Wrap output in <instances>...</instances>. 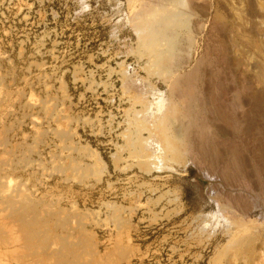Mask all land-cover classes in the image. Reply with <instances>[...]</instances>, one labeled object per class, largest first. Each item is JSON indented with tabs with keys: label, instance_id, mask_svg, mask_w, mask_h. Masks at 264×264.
<instances>
[{
	"label": "rangeland",
	"instance_id": "374dc122",
	"mask_svg": "<svg viewBox=\"0 0 264 264\" xmlns=\"http://www.w3.org/2000/svg\"><path fill=\"white\" fill-rule=\"evenodd\" d=\"M144 1L150 0H0V264H250L258 256L264 100L252 93L264 96V0H257L263 11L256 0H151L154 11L137 20ZM165 17H173L176 33L157 60L138 24ZM42 42V56L35 55ZM174 55L178 63L168 66ZM222 57L236 70H225ZM34 62L46 75L56 71L60 83L51 81L45 91ZM192 71L200 120L215 123L209 126L218 147L239 152L243 174L232 179L219 169L231 159L227 153L224 160L209 155L185 166L188 143L176 134L186 123L179 117L185 104L173 87ZM237 89L241 101L233 100ZM37 96L45 98L42 116L53 113L49 97L58 103L63 97L66 107L56 118L61 125L78 122L75 134L66 124L53 128L73 142L76 182L52 174L66 160L50 162L57 146L45 153L50 143L43 131L41 139L26 124L27 101ZM212 97L223 114L250 110L243 126L235 130L213 116ZM141 142L149 159L134 153L130 160ZM37 157L40 169L23 170Z\"/></svg>",
	"mask_w": 264,
	"mask_h": 264
},
{
	"label": "bare ground",
	"instance_id": "6f19581e",
	"mask_svg": "<svg viewBox=\"0 0 264 264\" xmlns=\"http://www.w3.org/2000/svg\"><path fill=\"white\" fill-rule=\"evenodd\" d=\"M151 1V0H150ZM150 1H144L143 3H142V6H141V8L138 10V11H136V12H138L137 13V15L139 16V19H137V20H140V16H144V15H147L148 14V12H149V10L151 9V10H153L155 7H153V4H151L150 3ZM163 2L164 0H157V2ZM174 1V0H173ZM178 1V0H177ZM259 1V0H258ZM175 2V1H174ZM253 2V1H252ZM260 2H262V1H260ZM260 2H258L257 3V0H256V5L258 6V4L259 5H261V4H263V3H261L260 4ZM172 3V2H171ZM170 3V4H171ZM176 3V2H175ZM251 3V2H250ZM178 4H182V3H178ZM254 4V5H255ZM158 5V4H157ZM172 5V4H171ZM264 5V4H263ZM139 6V7H140ZM169 6V5H168ZM173 6V5H172ZM252 6V5H251ZM257 6H256V9H257ZM152 7H153V9H152ZM176 7V6H175ZM183 7V6H182ZM181 7V8H182ZM254 7V6H253ZM259 7V6H258ZM262 5H261V9H262ZM177 8H179L178 6H177ZM251 8V7H250ZM264 9V8H263ZM263 9L261 10V11H263ZM166 10H168V9H166ZM178 10H180V8L178 9ZM254 10V9H253ZM258 10H260V9H258ZM154 11V10H153ZM162 11H165V9L164 10H162ZM188 11V10H187ZM261 11H260V13H261ZM135 12V11H134ZM157 12V11H156ZM171 12V11H170ZM169 12V13H170ZM184 12H186V11H184ZM254 12V11H253ZM133 13V12H132ZM152 13V12H151ZM169 13L167 14V15H169ZM172 13L173 14H175L174 12H173V10H172ZM177 13V12H176ZM188 13V12H187ZM250 13V12H249ZM263 13V12H262ZM173 14H170V15H172L173 16ZM175 15H178V14H175ZM25 16V15H24ZM161 16V15H160ZM261 16V15H260ZM135 17H137V16H135ZM167 17V16H166ZM165 17V18H166ZM145 18H146V16H145ZM164 18V19H165ZM173 18V17H172ZM172 18H166L165 20L162 18V20H163V22L161 21L159 24H156V23H154V22H150V21H147L146 22V20L144 19V18H142V19H144V20H142L138 25V27H139V30L141 31L142 29V31H143V34L141 35L142 36V41H143V43H144V45H145V47H147L149 50H151L154 54H155V57L157 58V60L159 59V58H161L162 56H163V59L165 58L164 57V54H163V52H165V51H161V47H163V44H165V43H167L168 45H170V42H173V37H175L174 35H175V33H176V25L175 24H173V20H172ZM177 18V17H176ZM136 20V19H135ZM222 20V19H221ZM262 20V19H261ZM258 21H260V20H258ZM133 22V21H132ZM262 22V21H261ZM261 22H259V23H261ZM2 23V22H1ZM136 23H138V21L136 22ZM218 23V22H217ZM262 24V23H261ZM135 25V24H134ZM157 25V26H156ZM220 25V24H219ZM263 25V24H262ZM11 26V25H10ZM140 26L142 27L141 29H140ZM134 27V26H133ZM218 27V26H217ZM221 27H222V25H221ZM224 27V26H223ZM261 27V26H260ZM224 30V29H223ZM139 31V32H140ZM141 31V32H142ZM24 35V34H23ZM48 38V37H47ZM142 41H141V44H142ZM21 43V42H20ZM24 43V42H23ZM37 44V43H36ZM44 44V42H42L41 44H39L38 45V47H36V49H35V55H40L41 54V48H42V45ZM44 46V45H43ZM185 46V45H184ZM19 48V47H18ZM170 48V47H169ZM175 48V47H174ZM258 48V47H257ZM261 48V47H260ZM54 49V48H53ZM165 50V49H164ZM171 50V49H170ZM167 51V50H166ZM168 52V51H167ZM6 54V53H5ZM43 54V53H42ZM42 54H41V56H42ZM169 54H171V53H169ZM175 54V53H174ZM224 54V53H223ZM148 55H149V53H148ZM147 55V56H148ZM176 55V54H175ZM169 56L170 58H168V61H167V63H168V66L170 65V63H172V62H177L178 63V60H179V57H177V56ZM225 55V54H224ZM44 56H45V54H44ZM52 57V56H51ZM54 57V56H53ZM142 58V57H141ZM36 59V58H35ZM52 59V58H51ZM54 59V58H53ZM52 59V60H53ZM162 59V60H163ZM167 60V59H166ZM245 60V59H244ZM36 61V60H35ZM42 61V60H41ZM44 61V60H43ZM37 62V61H36ZM36 62H34L35 64H33V63H30L31 65V67H32V71L34 72V73H36V74H38V75H41V77L42 78H44L43 79V88H44V90L46 91V90H49L50 88H51V85H50V82L52 81H58L59 82V78L56 76V71H53L52 73L50 72V74L49 75H46V74H44V72H43V67H41V66H39V65H37L36 64ZM165 62V61H164ZM175 62V63H176ZM208 62V64H212V61H210V60H208L207 61ZM154 63H157V61L156 62H154ZM203 63H204V61H203ZM237 64V63H236ZM235 64V65H236ZM48 65V64H47ZM47 65H45V66H47ZM148 65H149V63H148ZM152 65V64H151ZM232 64H231V62H229V59L228 58H224V57H222V66L224 67V69L225 70H230V69H233L234 68V71L236 70V67H238V66H231ZM206 66H208V65H206ZM29 67V66H28ZM30 67V68H31ZM152 67V66H151ZM159 67V66H158ZM153 68V67H152ZM201 68V67H200ZM206 68V67H205ZM151 69V68H150ZM154 69V68H153ZM161 69V68H160ZM195 69V68H194ZM30 70V69H29ZM51 70H53V69H51ZM154 70H156V69H154ZM201 70H202V68H201ZM28 72V71H27ZM58 72V71H57ZM202 72V71H201ZM158 73V72H157ZM216 73V72H215ZM159 74V73H158ZM201 74V73H200ZM63 75V74H62ZM196 75H197V71H192V72H190V73H188L183 79H179V80H177V83L178 84H176L174 87H173V93H175V95L177 94H179V96H182L181 98L183 99V102H184V104H185V107L182 109V111H181V114H179V117L180 118H183V120H185L186 119V123H184V127L181 125V124H179V125H181L182 127H183V129H182V131L179 133L177 130V132H176V134H177V136L178 137H183V140L186 142V144L188 143V160L189 161H187L186 162V164H185V166H187L189 163H190V160L192 161V163H193V161L194 160H196V159H198V160H203V162H205L206 161V157L207 156H209V155H214L215 157H218V158H220V159H222V160H224V157H225V154L227 153V155H226V157L225 158H227V157H229V158H231L230 160H228L227 162H223L222 163V166L219 168L220 169V172H221V174L222 175H224V176H226V177H228V178H231V177H234V176H236V175H240V173L241 174H243V167H242V165H241V161H240V158H238V153L239 152H237V150L235 149V147L233 148H230V150H228V151H226L225 152V150L224 149H227V147L226 148H224L223 149V147H218L217 145H216V143L212 140L213 138L215 139V132L214 133H212L211 131H210V129H211V125H214L213 123L211 124V123H205V122H203V120H204V118H203V120H200V117L201 116H199V115H201L200 113L203 111L202 109H196L195 110V108L196 107H198V103L200 102V100H199V97H198V94H197V91H196V86H195V84H194V81H195V79H196ZM204 75V74H203ZM44 76V77H43ZM35 77H36V75H35ZM62 77V76H61ZM100 77V76H99ZM63 78V77H62ZM62 78H61V80H62ZM88 78V77H87ZM40 79V78H39ZM198 79H199V77H198ZM204 79V78H203ZM36 80V79H35ZM83 80H86V81H83ZM82 81L84 82V83H88V82H90L89 80L90 79H86V78H84ZM93 80V79H92ZM77 81V80H76ZM79 81V80H78ZM40 83V81H37V83ZM209 82V81H208ZM42 83V82H41ZM40 83V84H41ZM60 83V82H59ZM82 83V82H81ZM93 83H94V81H93ZM93 83H92V85H91V83H90V85L88 84V86H90L89 87V91L90 92H93ZM219 83V82H218ZM3 84V83H2ZM40 84H38V85H40ZM104 85H106V84H104ZM103 85V86H104ZM61 86V85H60ZM231 86V85H230ZM247 86V85H246ZM209 87V86H208ZM235 88H236V86H235ZM248 88H249V86H248ZM212 90L214 89V88H211ZM226 89V88H225ZM53 90V89H52ZM218 90H219V88H218ZM221 90V89H220ZM236 90V89H235ZM238 90V89H237ZM247 89H245V91H246ZM88 91V92H89ZM262 91V90H261ZM62 92V91H61ZM202 92H204V91H202ZM208 92V91H207ZM221 92V91H220ZM237 93H236V95L234 96V98L236 97V99H233V100H237L238 99V101H241V96H240V91L238 90V91H236ZM247 92V91H246ZM63 93V92H62ZM62 93L60 94V95H62ZM219 93V92H218ZM242 93V92H241ZM262 93V92H261ZM211 94V93H210ZM213 95V94H212ZM211 95V96H212ZM65 96V95H64ZM217 96V95H216ZM38 97V96H37ZM210 97V96H209ZM50 98V100H48V105L50 104L51 106H53V110H52V108H50V111L51 112H53L51 115H49L48 117H46V116H42V114H41V109H42V103H43V101L45 100V98H44V100L41 102L39 99V97L38 98H35V97H31V98H29V101H27L28 102V105H29V108H30V114L28 115V117L25 119V121L27 120L28 122L26 123V124H28L27 126H31V127H33L35 130H37L38 132L39 131H41V139L43 138V136H42V131H43V133H44V137H45V139H47V141H49V145L47 144L46 146H44L43 147V145L41 146V148L43 147V151L45 152V151H49L50 150V148H52V146H57V150H56V152L54 153V154H51V156H50V158H49V161L51 162H54V163H56V164H59V163H62V162H64L65 160H66V162H64V164H59V165H61L60 166V171H58V170H55L56 172H52V174L53 175H55V173H56V175H58V176H60V177H62V178H64V179H66V180H68V179H70V180H74V179H76V172L74 173V172H71V169H72V167L70 166V164H69V161H70V159L72 158V154L73 153H75L74 151H76L74 148H73V144H71L70 142H72V141H70V139L69 138H66V135L64 136L63 134L61 135V133L62 132H65V131H63V130H61V132L60 133H53V128L56 126V125H58L59 127H60V125H61V122L59 121V119L58 118H61V117H59V116H61L60 114H62L64 111H63V109H64V106H65V104L64 103H61V102H63V97H62V100H61V102L59 101V103H58V100H59V98H58V100H57V98L55 99V98H51V97H49ZM84 98V97H83ZM206 98V97H205ZM213 98V97H212ZM220 98V97H219ZM252 98L253 99H255L256 101H262V98H263V100H264V96H263V94H260V92H253L252 93ZM43 99V98H42ZM41 99V100H42ZM48 99V98H47ZM201 99H202V96H201ZM207 99V98H206ZM64 100H66V99H64ZM209 100V99H208ZM205 102V101H204ZM208 102V101H207ZM235 102H237V101H235ZM44 103H46L45 101H44ZM57 103H58V105H57ZM206 103V102H205ZM240 103V102H239ZM243 103V102H242ZM45 105V104H44ZM47 105V104H46ZM204 105V104H203ZM233 105V104H232ZM196 106V107H195ZM200 106V105H199ZM212 109H211V111L213 110V116L215 115L216 116V118H218L222 123H225V124H227V125H230L232 128H234L235 130H236V128H239V127H242L243 125H242V123H243V118H245V117H243V116H245V115H247V112L248 111H250V110H248V111H245V112H241L240 114L242 115H240V114H237V116L235 115L236 113H234V115L232 114V115H228V114H223L224 112L222 111L223 110V108H221L220 106H219V102L217 101V99H214L213 98V100H212ZM239 106V105H238ZM243 106V105H242ZM66 107V106H65ZM207 107H209V105L207 106ZM202 108H203V106H202ZM204 109H205V107H204ZM202 110V111H201ZM247 110V109H246ZM50 111H49V114H50ZM198 111L200 112V113H198ZM225 111V110H224ZM223 112V113H222ZM226 112V111H225ZM57 115H58V118H56L57 117ZM138 117V116H137ZM25 118V117H24ZM23 118V119H24ZM180 118H178V119H180ZM178 119H176V120H178ZM217 119V120H218ZM63 119H61V121H62ZM100 120V119H99ZM98 120V121H99ZM208 120V119H207ZM21 121L23 122V120L21 119ZM20 121V122H21ZM182 121V120H181ZM19 122V121H18ZM62 122H64V121H62ZM65 122H66V120H65ZM76 123H73V124H71L70 123V121H68V125L66 124V123H64V124H66L67 126H65L66 127V131L68 130L69 131V133H76L75 131V129H74V125L75 124H78V122L77 121H75ZM180 121H178V123H179ZM184 122V121H183ZM138 123H140V122H138ZM21 124H23V123H21ZM63 124V123H62ZM63 124V125H64ZM170 124H172V123H170ZM220 124V123H219ZM218 124V125H219ZM63 125H61V126H63ZM130 125V124H129ZM136 125V124H135ZM178 125V126H179ZM210 125V126H209ZM141 126V125H140ZM139 125H138V127H140ZM180 126V127H181ZM216 126V125H215ZM229 126V127H230ZM76 127V126H75ZM214 127V126H213ZM77 128H78V126H77ZM144 128V127H143ZM141 128H138V129H136V135H139L140 133V135H142V132H143V130L141 129ZM214 129V128H213ZM150 130V129H149ZM214 130H216V129H214ZM213 130V131H214ZM59 131V130H58ZM74 131V132H73ZM217 131V133H219V132H222V131H220L219 130V127H218V130H216ZM231 131V130H230ZM149 132V131H148ZM236 132V131H235ZM237 133V132H236ZM72 135V134H71ZM219 135V134H218ZM152 136H153V134H152ZM154 137V136H153ZM177 137V138H178ZM140 138V137H139ZM155 138V137H154ZM154 138H152V139H154ZM175 138V137H174ZM179 138V139H180ZM32 139H35V138H32ZM40 139V138H39ZM39 139H38V141H36L35 143L36 144H38L39 143ZM40 139V140H41ZM158 139V138H157ZM216 139H217V137H216ZM37 140V139H36ZM182 140V141H183ZM45 141V140H44ZM68 141H70V142H68ZM139 141V140H138ZM153 141V140H152ZM155 141H156V138H155ZM178 141V140H177ZM225 141H227V139L225 138ZM38 142V143H37ZM73 143V142H72ZM138 143H140V142H138ZM142 143V142H141ZM215 143V144H214ZM231 143H233V142H231ZM231 143H229V144H231ZM154 143L152 142V145H153ZM156 144V143H155ZM154 144V145H155ZM159 144V143H158ZM158 144L156 145V146H158ZM228 144V145H229ZM34 145V144H33ZM134 145V144H133ZM151 145V146H152ZM172 145V144H171ZM227 145V144H226ZM226 145H224V146H226ZM36 146V145H35ZM59 146V147H58ZM148 146H150V144L148 145ZM156 146H155V149H156ZM162 146V145H161ZM31 147H33V146H31ZM30 147V148H31ZM132 147V146H131ZM134 147H135V145H134ZM136 147H138L137 145H136ZM134 148V149H131L129 152V155L131 156V158H129L130 160H132V158L134 157H132V154L133 155H137V153H138V155H139V153L140 154H142L143 156L142 157H144L146 160H148L149 159V153L148 154H145V153H147V150H146V148L147 147H145L144 148V143H142V144H140L139 145V147H138V151H136L135 149H137V148ZM153 147V146H152ZM160 147V146H159ZM149 149V148H148ZM152 151H153V149H154V147H153V149L152 148H150ZM157 149H159L158 147H157ZM156 149V150H157ZM140 150V151H139ZM159 151H161V150H159ZM26 152V151H25ZM142 152H144V153H142ZM158 152V151H157ZM157 152L155 151H153V155L155 156L156 154H157ZM37 153V152H36ZM46 153V152H45ZM78 153V152H77ZM135 153V154H134ZM154 153H156V154H154ZM160 153V152H159ZM241 153V152H240ZM38 154V156L39 155H41V153H37ZM151 154V153H150ZM153 155H151V156H153ZM160 155H162V154H160ZM31 156V155H30ZM80 156H82V155H80ZM128 156V155H127ZM157 156V155H156ZM263 155H261V162H262V160H263V157H262ZM85 157V156H84ZM159 157V156H158ZM24 158V157H23ZM70 158V159H69ZM155 158V157H154ZM212 158V157H211ZM151 159V158H150ZM156 159V158H155ZM228 159V158H227ZM72 160V159H71ZM82 160H84V158L82 159ZM154 160V159H153ZM226 160V159H225ZM62 161V162H61ZM73 161H76V160H73ZM213 161V160H212ZM212 161H210V162H212ZM215 161V160H214ZM220 161V160H219ZM41 160L37 157V159L35 160L34 158H33V160H31L30 161V163H27L25 166H23V170H25V171H27V172H31V171H33V172H36V170L37 169H40L41 168ZM79 162V161H78ZM84 162V161H83ZM201 162V161H200ZM71 163V162H70ZM80 163V162H79ZM213 163V162H212ZM51 164V163H50ZM264 164V163H263ZM63 165H65V166H63ZM199 165V164H198ZM215 165V164H214ZM220 165V164H219ZM53 166V165H52ZM212 166V165H211ZM262 167H263V171L262 172H264V165H262ZM56 168V167H55ZM43 169H45V168H43ZM49 169V168H48ZM59 169V168H58ZM79 169V168H78ZM157 169H159V168H157ZM35 170V171H34ZM51 170V169H50ZM53 170V169H52ZM51 170V171H52ZM77 170V169H76ZM259 170V169H258ZM48 171V170H47ZM51 171H49V173L47 172V174H50L51 173ZM72 171H74V170H72ZM100 171V170H99ZM261 171V170H260ZM45 173V171L43 170L42 171V173ZM32 173V172H31ZM41 173V174H42ZM44 173H43V175H44ZM46 174V175H47ZM47 175L46 176V179H49V178H52V176L53 175ZM72 175V176H71ZM75 175V176H74ZM71 176V177H70ZM41 177H42V175H41ZM41 177H40V179H41ZM44 178V177H43ZM73 178V179H72ZM240 178V177H239ZM8 179V178H7ZM232 179V178H231ZM62 180V179H61ZM37 181V180H36ZM43 181V180H42ZM75 181V180H74ZM76 182V181H75ZM74 182V183H75ZM79 182H81V181H79ZM263 182V181H262ZM83 183V182H82ZM26 184V183H25ZM24 185V184H23ZM264 185V184H263ZM17 186V185H16ZM25 186V185H24ZM12 187H14V185L12 186ZM23 188V187H22ZM21 188V189H22ZM15 189V188H14ZM263 190V189H262ZM23 191H25V189H23ZM28 191V190H27ZM26 191V192H27ZM11 192H14V191H11ZM15 193V192H14ZM72 206V208H73V205H71ZM251 206L247 203L246 204V209L248 210V212H250L249 210L251 209L250 208ZM245 209V210H246ZM247 213V212H246ZM261 215H263V214H261ZM107 220V219H106ZM257 228V227H256ZM258 228H260V227H258ZM261 238V237H260ZM262 239V238H261ZM251 240V239H250ZM255 242V241H254ZM257 250H258V256L257 257H255L254 256V260H250L251 262H250V264H264V238L261 240V244L260 245H258V248H257Z\"/></svg>",
	"mask_w": 264,
	"mask_h": 264
}]
</instances>
